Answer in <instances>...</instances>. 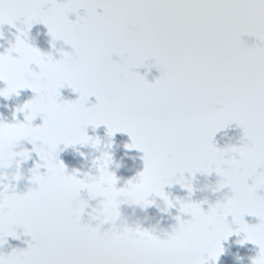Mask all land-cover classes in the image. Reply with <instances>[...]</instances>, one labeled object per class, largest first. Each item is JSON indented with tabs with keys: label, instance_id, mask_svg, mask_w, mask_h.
I'll list each match as a JSON object with an SVG mask.
<instances>
[{
	"label": "snow or ice",
	"instance_id": "snow-or-ice-1",
	"mask_svg": "<svg viewBox=\"0 0 264 264\" xmlns=\"http://www.w3.org/2000/svg\"><path fill=\"white\" fill-rule=\"evenodd\" d=\"M34 23L44 24L53 43L61 40L72 51L55 59L22 43L21 36L19 57L9 60L17 73L11 95L22 89L35 93L15 109L23 121L15 115L9 135L29 129L48 150H31L39 161L30 169L35 187L13 196L0 189V246L8 237L19 239L18 228L31 237L27 248L0 253V264H146L125 249L147 252L161 244L162 255L170 258L162 264H216L222 242L233 233H243L240 244L257 245L252 264H264V195L258 194L264 189V0H0V26L23 34ZM244 35L258 43L249 46ZM42 60L53 80L48 94H40L29 76L33 62ZM150 60L160 71L154 82L136 71L150 69ZM2 63L0 58L5 84ZM65 86L77 99L60 98ZM93 96L96 102L89 106ZM37 116L42 123L33 126ZM233 123L242 129L241 143L217 147L215 135ZM89 125H105L109 137L126 133L131 143L124 147L143 153V170L131 181L143 188L147 205L154 203L150 196H159L165 210L178 205L191 219L177 215L165 238L139 226L117 225L119 219L108 212L89 215L95 226L82 223L84 213L71 212L61 195L69 184L87 179L68 174L56 153L61 143L65 148L98 144L99 138L86 134ZM68 130L71 137L64 135ZM228 164L238 165L242 175L227 187V203L217 201L205 211V201H172L164 191L165 185L179 183L191 192L185 172L219 177ZM111 179L116 181L114 173ZM220 189L219 180L214 191ZM246 215L259 223L249 225ZM213 216L212 235L201 238ZM105 224L111 227L103 229Z\"/></svg>",
	"mask_w": 264,
	"mask_h": 264
},
{
	"label": "clouds",
	"instance_id": "clouds-1",
	"mask_svg": "<svg viewBox=\"0 0 264 264\" xmlns=\"http://www.w3.org/2000/svg\"><path fill=\"white\" fill-rule=\"evenodd\" d=\"M28 35L29 31L22 34L17 30L14 34V41L10 42L9 46L5 48L3 52H0V58H2L3 61V79L5 81V86L0 87V95L2 96H13L11 95V91H14L12 85L17 78V73L9 64V60L14 61L19 57L20 53L17 49V41L21 36H23L22 43L34 46L29 43ZM33 63L39 66V70L35 72L30 70V79L35 84L40 94L50 93L53 89L50 68L43 60L40 62L34 61ZM15 115L16 113L14 111L13 117H15ZM9 131V123L0 121V189H2L6 195L13 196L16 193H19L17 192V183L23 179L21 164L22 162H27L29 160V150L24 147L25 143H32L33 147H38L42 152H45L48 149L44 142L40 141L37 143L38 138L29 129H25L12 136L9 135ZM64 135L66 137H71L73 133L68 130L65 131ZM79 145H90L93 150L99 153V155H96L93 158L92 162V167L95 171L94 173L89 171L85 174L87 179L86 184H69L64 188L61 195L63 204L73 213H85L86 209L90 208L91 211L88 212V215L99 217L105 212H108L114 214L121 221V224L127 225V221L132 215H135L137 209L144 210L149 206L146 203L148 199L147 194L142 187L137 183L132 182L131 179L126 180L120 187H117L118 177L115 182L112 181L111 174L113 172L109 170V166L113 163V157L108 151V149L112 147L111 143L102 145L100 140L99 143L95 145H93L91 141L88 143H79ZM81 155H83V153H81ZM228 158V155L225 154V159ZM13 166L15 170L8 171L13 169ZM241 175L242 169L238 165L228 164L222 169L221 175L219 176L221 189L228 187L234 181L239 180ZM18 176L21 177L19 180H17ZM184 179L192 189L191 192L187 190L188 196L191 197L193 194L192 179L191 177H185V175ZM31 188L32 187H28L27 191ZM82 191L87 193V199L82 197ZM167 195L169 197L168 193ZM227 198L228 196L223 200L224 203H227ZM170 200L173 201V199ZM90 201H97V203L93 206ZM182 201L191 202V199ZM121 205H126L128 209L131 210L130 214L123 213ZM32 207L33 205H29L25 208L26 215L30 214ZM214 225L215 216L209 219L204 225L203 231L200 234L201 238L206 239L210 237ZM176 234H180L179 229ZM162 248V244L156 245L145 252L144 250L129 246L125 249V254L134 260H144L146 264H162L164 261H170V258L162 255Z\"/></svg>",
	"mask_w": 264,
	"mask_h": 264
},
{
	"label": "flooded vegetation",
	"instance_id": "flooded-vegetation-1",
	"mask_svg": "<svg viewBox=\"0 0 264 264\" xmlns=\"http://www.w3.org/2000/svg\"><path fill=\"white\" fill-rule=\"evenodd\" d=\"M97 11H102L98 9ZM83 12V9L80 10ZM70 20L76 19L75 13L69 14ZM19 26V22H17ZM17 28L11 27L7 24L0 26V52H3L5 48L9 46L10 42H13L15 39L14 34L16 33ZM29 43L34 45L43 53H50L55 59H60L62 51L71 52V46L64 45V42L61 40H56L54 43L52 38L48 33L47 27L42 23H34L29 30L28 35ZM242 39L251 46L258 41L253 36L244 35ZM61 41V42H59ZM57 50H60L59 52ZM15 55V54H14ZM32 72L38 71L39 66L33 64L30 66ZM148 80V79H147ZM149 82H154V80H148ZM4 83L0 81V87H4ZM62 100H75L78 97V94L73 92L70 87H63L60 90ZM35 93L31 89H22L18 96L13 95L10 98L0 97V121L6 123H14L13 112L18 106H21L27 100L33 98ZM96 102L95 97H89V106ZM17 119L23 121V113L16 114ZM42 119L37 116L33 121V126L41 124ZM86 134L93 137L99 138L103 144L111 143L112 147L108 149L110 154L113 157V163L109 166V170L112 171L116 177H118L117 187H120L128 179L135 177L140 171L143 170V153L135 149H126L125 144L131 143L130 137L126 133H116L113 136L109 137L107 135V128L105 125H100L99 127L93 128L89 125L86 128ZM216 135L221 136L227 139V146L229 145H239L241 143L242 129L239 128L235 123L230 127L218 132ZM230 138V139H229ZM39 143V142H37ZM26 147L30 152L33 148L32 143H25ZM57 154V153H56ZM39 162L38 157L35 152H31V158L27 162H22L21 171L23 173V179L17 183V192L23 193L27 191L28 187H35V184L31 183L29 177L31 176L30 169L35 166V163ZM10 169L8 171H14ZM46 169L41 168L40 172H45ZM251 183V181H249ZM259 195H264V189L258 190ZM231 192L227 188L226 194L220 197L218 200L223 202L226 196H230ZM151 197V196H150ZM149 197V199H150ZM99 199V198H98ZM97 201H92V205L95 206ZM121 210L123 213L130 214V209L126 205H121ZM91 209H86L84 216L82 217V223L91 222L93 226L97 223L95 220H91V217L88 215ZM231 217L227 218L228 222L231 224ZM245 221L249 225H254L259 223V218L255 216H245ZM121 223L120 220L117 221V225ZM129 227L139 226L142 229H148L153 231L154 234L159 235L161 238H165V233L171 232L172 228L177 225L176 219L169 216L157 217L150 213V207L148 206L144 210L137 209L135 215H132L131 218L127 221ZM110 224H105L102 226L103 229L110 228ZM235 227V225H233ZM20 234V238L16 239L13 237H8L6 243L3 246H0V253L8 254L13 249L27 248V241L31 240L30 236L23 234L22 229H17ZM243 239V233L237 235L233 233L228 240L222 242L224 252L219 257L216 264H252V259L256 257L259 252V247L252 244L251 242H245L240 244L239 241Z\"/></svg>",
	"mask_w": 264,
	"mask_h": 264
},
{
	"label": "water",
	"instance_id": "water-1",
	"mask_svg": "<svg viewBox=\"0 0 264 264\" xmlns=\"http://www.w3.org/2000/svg\"><path fill=\"white\" fill-rule=\"evenodd\" d=\"M113 59L119 60V57L114 56ZM149 67H140L136 69L141 75H145L146 79H155L159 77L160 71L157 67L154 66L153 61L146 62ZM214 142L217 147L225 148L226 143L220 139L214 138ZM83 153V155H81ZM99 155V153L91 148L90 145H70L68 147H64L61 143L58 151L57 158L62 161L66 166V172L68 174H75L77 178L84 179L86 178L85 174L89 171L93 172L95 169L92 167L93 158ZM185 177H189V173L185 172ZM192 186H193V194L191 197L188 196L187 189L182 188L180 184L173 183L171 185H165L164 191L169 194L170 199L173 201L176 198L180 200H188L191 199L193 202H201L205 201L201 205V207L207 211L209 204H214L216 199L223 193V189L219 191H214L216 188V184L219 181V177L215 172L211 174H205L197 172L194 176L191 177ZM82 197L87 199V193L81 192ZM151 200L154 201L151 204L152 212H156L159 215H170L176 217L177 215L181 216V219L187 220L191 219L190 215L183 214L179 212V207L167 209L164 201L159 196H152Z\"/></svg>",
	"mask_w": 264,
	"mask_h": 264
}]
</instances>
